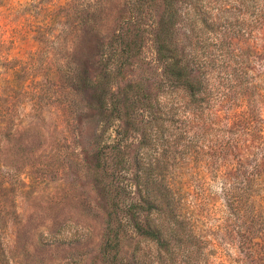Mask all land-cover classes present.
Listing matches in <instances>:
<instances>
[{
    "label": "rangeland",
    "instance_id": "374dc122",
    "mask_svg": "<svg viewBox=\"0 0 264 264\" xmlns=\"http://www.w3.org/2000/svg\"><path fill=\"white\" fill-rule=\"evenodd\" d=\"M123 1L0 0V72L4 67L18 66L15 80L24 78L28 89L37 94L33 109L27 105L13 111L17 124L13 150L1 158L10 171L3 174L4 189L0 188V264H105L101 247L107 208L91 142L100 116L94 78L101 65L98 48L109 43ZM207 1L215 4V0ZM216 2L221 3L229 22L239 16V21L251 28L249 35H232L229 40L238 62L247 69L242 70L240 80L242 87L245 82L251 84L249 99L227 100L228 96H223L227 85L216 82V101L210 104L211 117L216 110L219 119L238 114L229 119H240L241 123L229 136L223 135V141L230 136L236 139L240 148L235 157L229 156L224 162L211 155L210 135L193 126L197 136L190 133L185 141L190 138L201 152L193 157L189 148H175L184 138L178 136L177 118H183L190 108L180 92L163 91L161 71L149 43L110 85L111 92L119 90L125 107L131 98L139 103L128 117L126 114L108 126L103 138L109 142L116 136V126L122 129L129 178L133 153H140L144 162L157 164L161 170L158 179L174 184L180 216L194 225L191 241L175 242L167 251L141 242L137 264H239L249 248L247 243L241 245L229 229L221 188L224 182H230L227 176L236 168L250 173L262 158L260 152H264V139L256 146L250 132L260 120L264 136V16L263 23L256 26L255 0ZM234 8L240 10L239 15H231ZM175 37L186 48L183 31L176 30ZM78 61L85 70V83L72 90L63 79L70 77L64 67H76ZM133 85L140 88L130 87ZM138 89L146 94L147 106L154 105L155 121L146 123L149 107H141L145 103ZM198 124L193 122L194 126ZM143 125V144L138 147ZM250 143V151L255 152L252 158L241 146ZM243 159L246 162L241 163ZM185 234L189 235L186 228ZM135 240L134 234L121 240V264H132Z\"/></svg>",
    "mask_w": 264,
    "mask_h": 264
},
{
    "label": "trees",
    "instance_id": "16d2710c",
    "mask_svg": "<svg viewBox=\"0 0 264 264\" xmlns=\"http://www.w3.org/2000/svg\"><path fill=\"white\" fill-rule=\"evenodd\" d=\"M216 1L215 4L209 5L207 0H124L109 43L98 48V62H101V65L99 74L94 79L98 88L95 97L96 109L100 116L95 122L91 142L97 178L102 183L100 190L105 197L107 208L101 247L105 264H121L118 258L120 242L127 234L136 235L134 250L131 252L132 264H137L136 255L141 242L167 251L173 243L189 239L191 241L194 237L193 223L178 212L180 202L175 199L174 184L158 179L161 170L157 164L154 166V163L144 162L140 153H133V171L129 178L123 153L125 145L122 146L123 130L116 126V136L113 139L110 138V141L106 142L103 138L108 126L119 122L126 114L128 117L137 109L134 106L139 100L131 98L125 107L120 102L119 90L111 92L110 85L146 43L152 47L154 62L160 68V86L163 91L173 89L180 92L185 98V106L190 108L183 118H177L179 123L176 120L179 124L178 136L184 138L183 144L175 145V148H189V156L193 157L201 152L192 144L190 138L185 141V137L190 133L194 138L197 136L192 126L200 130V133L210 135L212 140H209L208 144L212 150L211 155L224 162L229 161V156L235 157L236 149L240 148L236 145V139L231 136L223 141V135L229 136V132L241 123L240 119H229L238 117V114L219 119L215 115L216 110L211 117L210 104L216 101L213 95V84L216 82L227 85L223 94L224 97L228 96L227 100L249 99L251 84L245 82L242 87L243 82L240 80L242 70L246 72L247 69L238 62V56L232 51L229 40L232 35H249L251 28L245 21H239V16L234 22H229L226 11H223L221 3ZM253 5L256 12L254 21L258 26L263 23L261 21L264 16V3L255 0ZM231 12H234L231 15L235 16L239 15L240 10L234 8ZM176 30L185 34L184 38L188 42L186 48L181 47L176 39ZM64 68L65 75L70 73V77L63 76L70 89L75 90L79 83H85L82 77L85 70L82 69L81 62L78 61L76 67L66 65ZM19 71V67L13 65V68L4 67L0 72L2 189L5 183L2 176L10 169L2 164L1 158L7 151L13 150L15 142L17 124L12 117L13 111L17 112L27 105L33 109L37 98V94L28 89L27 80H15L14 76H19ZM130 87L140 88L136 85ZM16 94L18 98L15 99L13 97ZM138 95L145 103L146 94L141 91ZM17 99L20 100L18 104ZM141 105L144 109L149 107V119L146 123L158 118L152 111L154 105L147 106V102ZM193 122L199 124L194 126ZM144 130L145 125L139 133L138 147L143 144ZM250 132L254 145L256 143L257 146L264 139L260 120L255 122ZM241 146L245 148L247 157L252 158L255 153L250 151L252 143ZM258 150L261 151V148ZM260 155L262 158L258 159L259 163L250 173L236 168L235 172L227 176L230 182H224L221 188L224 209L228 213L229 229L237 240L239 238L241 245H249L246 256L239 264H264V152H260ZM244 162L246 160L243 159L241 163ZM185 228L189 235H183Z\"/></svg>",
    "mask_w": 264,
    "mask_h": 264
}]
</instances>
